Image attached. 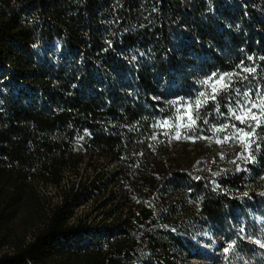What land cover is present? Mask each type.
<instances>
[{"label":"trees","instance_id":"16d2710c","mask_svg":"<svg viewBox=\"0 0 264 264\" xmlns=\"http://www.w3.org/2000/svg\"><path fill=\"white\" fill-rule=\"evenodd\" d=\"M253 104L264 0H0V264H179L206 234L224 264H264ZM36 182L61 200L43 211ZM89 199L96 233L70 221Z\"/></svg>","mask_w":264,"mask_h":264},{"label":"rangeland","instance_id":"374dc122","mask_svg":"<svg viewBox=\"0 0 264 264\" xmlns=\"http://www.w3.org/2000/svg\"><path fill=\"white\" fill-rule=\"evenodd\" d=\"M92 160H95L94 158H85L82 164L79 165L78 171H66V178L63 181V186H68L72 181L79 180V176L83 174H87L91 171V164ZM96 163H99V161H96ZM35 188L37 190V193L39 194L43 211H46V209L49 208L50 205H54L58 203L61 199L59 196V188H56L49 184H42L40 182L35 183ZM98 202L96 200L89 199L88 201L80 200V203L78 206H75V208L72 211L70 221L74 222L77 218H82L83 220H87L88 225L92 229V232L96 233V228L103 225V223L107 222V219L109 218L105 212V209H99L97 208ZM240 216V223L238 224V229H245L247 231L253 230V225L250 223L248 224V218L245 216ZM223 239L226 240H235V232L234 229L229 225L228 218L225 219V222L223 224ZM31 229L28 233L31 234ZM30 234L27 235V238H30ZM210 234L204 235L202 238L197 239L194 241V246L198 248L197 252L192 251L190 255L187 257H184L179 260V264H224L226 262V256L225 254L217 251L216 248L212 247L210 245ZM83 242L90 243L92 242V238L90 234H85L82 237ZM194 247H192L193 249ZM229 247H227L228 249ZM11 247L5 246L0 250V254L3 252L11 251ZM262 260V257H255V261L259 262Z\"/></svg>","mask_w":264,"mask_h":264},{"label":"snow or ice","instance_id":"6c2138e0","mask_svg":"<svg viewBox=\"0 0 264 264\" xmlns=\"http://www.w3.org/2000/svg\"><path fill=\"white\" fill-rule=\"evenodd\" d=\"M254 70H255V69H251V68H245V69H244V71H248V72H251V71H254ZM213 75H215V74H213ZM229 78H230V77H229ZM223 80H224V76H221V77H219V80H218L217 82H220V81H223ZM227 86H228V85H224V87H227ZM213 91L215 92L216 89L213 88ZM200 95L203 96L204 93H200ZM212 98L215 99V96H213ZM195 103H196V107L198 108V107L200 106V104H201V101L197 100ZM258 106L264 108V105H256V104H253V105H252V107H258ZM248 111L250 112V111H251V108H249ZM237 119H241V118H240V117H237ZM252 119H253V120H256L257 125L260 123L259 120H257V118H256V116H255L254 114H253V116H252ZM241 122H243V120H241ZM165 123H166V122H165ZM193 123H194V121H193ZM257 243H259V241H257ZM260 247L264 248V244H260ZM226 251H227V249H226Z\"/></svg>","mask_w":264,"mask_h":264}]
</instances>
